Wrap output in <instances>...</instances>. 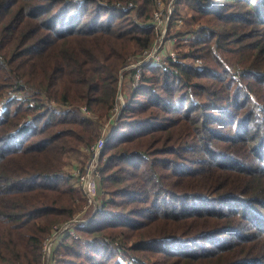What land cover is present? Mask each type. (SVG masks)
<instances>
[{"label": "trees", "instance_id": "trees-1", "mask_svg": "<svg viewBox=\"0 0 264 264\" xmlns=\"http://www.w3.org/2000/svg\"><path fill=\"white\" fill-rule=\"evenodd\" d=\"M183 1L168 29L181 54L123 84L116 119L121 70L157 37L155 0H0V264L45 263L52 224L76 209L67 159L107 119L101 170L120 166L105 177L127 183L58 264H157L135 253L147 249L180 264H264V0H186L193 13L173 30ZM163 169L183 188L156 185ZM163 217L188 228L147 231Z\"/></svg>", "mask_w": 264, "mask_h": 264}, {"label": "rangeland", "instance_id": "rangeland-1", "mask_svg": "<svg viewBox=\"0 0 264 264\" xmlns=\"http://www.w3.org/2000/svg\"><path fill=\"white\" fill-rule=\"evenodd\" d=\"M168 3H169V0H162V3H159V4L155 1V4L152 8V15H151L149 20H153L156 13H158L160 11H164L167 8ZM209 4H210V8H211L214 5V1L210 0ZM178 8H179L178 11L180 14L179 16H181V18L184 20V23H185L186 20L190 19L193 11L190 9V6L188 5L186 0H184L182 3H180ZM185 24H183V27H186ZM183 27H181V28H183ZM155 29H156V32L159 33V30L156 28V26H155ZM174 29L178 30V29H180V27L174 25L173 30ZM156 35H157V33H156ZM167 36H170V35L167 33ZM192 36L194 37L193 34H192ZM187 47H188V45H186V44L182 45L180 50L185 51L187 49ZM143 50L129 55L127 62H130V61L135 62L137 60L138 55L140 58V54ZM178 51H179V49H178ZM179 54H181L180 51H179ZM129 67H126V65H124V67L121 70V71H124V73L120 76V85L118 88V93H119V91L122 92V96L118 94L119 104L121 103V100H123L124 102L126 100V96L124 93L125 87H123V84H126V83L131 84V81H132L133 82L132 86L134 87V86L138 85V83L140 81V79H139V81L136 82L135 79L132 78V76L130 74L131 69ZM120 96H121V98H119ZM82 107H85V106H82ZM85 114L91 116L93 119H96V116L92 115L90 113V110H88L87 108H86ZM116 119H118V118H116ZM107 121H108V119L106 121L102 122V128L100 131V136L107 131H111V130L115 129L114 123H113V125L104 126V123ZM179 128H181V126ZM179 128H178V130H179ZM90 158H91V156L89 155V151L85 147H82L80 152H76V153L71 154L69 159H67V165L64 168L70 174L71 179L69 182H72V184L75 185V187H74L75 191H71L70 193L73 195V199H72V202L74 203L73 207H75L76 209L73 212V215L69 219H66V218H65L66 220L61 219V221H56L52 224L51 230L47 236L55 237V238H57V240L55 241V243L53 245V249L51 251H48L47 254H45V263L44 264H48V258L50 257L49 253H51V252H52L51 256L52 257L55 256V264H58V259L60 258V256H63V250H64L63 243L65 241L73 242L77 238H79L80 234L82 235V238L91 237L90 234L86 233L85 231H82L80 228L85 227L89 223L93 214L96 211L100 210L102 207H104L102 201H104V200L106 201V199H109L112 196V192H111L112 188H114L120 184L125 185L127 183V182H125L127 180L125 178V179H122L117 184H111L112 180H109L107 177H105V175L108 172L117 171L120 166H111L108 168V170H106L107 173L102 172L101 168H102V165H103V162L105 159V154L104 153L100 154L99 159H98V163L96 164L98 173L96 172L94 174L95 181L98 185V201L96 202V205H94V203H90L89 198H88V196L84 190V187L82 186V183L79 179V175L77 173L78 171L84 172V170L86 169V166H87V162L90 160ZM136 178H137V180H136L137 182H139V181L143 182V181L147 180L145 174H141V173ZM174 178H175V176H171V174L167 173L166 169L159 170L158 175L156 176V179H157L156 185H158V186L163 185V186H167V187H171L174 185L175 187L182 189L183 187H179L178 185H176L173 182ZM122 181H124V182H122ZM186 182H189V180H185V179L182 180L183 184H185ZM150 184H152V183H148V185H150ZM149 196L152 197L153 194L151 193ZM131 205H132L131 203H126V204L125 203H118L117 206H110V207L114 210H128V209H130ZM169 220H171V219L164 218V217L154 219L151 222L152 226L147 228V231L155 230V235L161 234V233H168V232H179V233L183 232V233H185V231L188 228L187 223L177 224L173 228L169 225V223H168ZM70 223L73 225L71 227V230L67 231L66 232L67 234L63 235L61 237V234L63 233L62 231L65 229V226L67 224H70ZM209 223H211V221H209ZM162 227H166L167 230H163ZM108 231L113 232L114 234H122V232H128V231H122L118 228H110V229H108ZM50 233H51V235H50ZM134 235H136V234H134ZM50 237L48 238L47 242L52 241V239ZM260 240H264V239H260ZM45 241H46V239H45ZM135 253L138 255L142 253V255L145 259H147L148 261H156L157 264H180L181 263L180 261L174 260L170 257H168V258L162 257L163 255L161 252H159L157 250H153V249H147L144 251L140 250V251H137Z\"/></svg>", "mask_w": 264, "mask_h": 264}, {"label": "built area", "instance_id": "built-area-1", "mask_svg": "<svg viewBox=\"0 0 264 264\" xmlns=\"http://www.w3.org/2000/svg\"><path fill=\"white\" fill-rule=\"evenodd\" d=\"M158 4L162 3V0H155ZM175 1L176 0H169L168 6L164 11H160L156 13L154 16V19L151 20L154 26L159 30V33L157 32V37L153 44L149 47H146L137 57V60L135 62H127L126 67H129L131 70H135V72L132 75V78L135 79L136 82L139 81L141 78V72L142 68L145 65H160L164 66L171 60H177L179 57V51L176 45L177 39L179 38L178 35L173 34L170 36H167L168 28H169V21L171 18V15L173 11L175 10ZM206 8H210V4L206 5ZM184 24V20L182 18L177 19L176 26L181 27ZM132 65V66H131ZM124 73V71H121L120 76ZM119 95L122 96V92L119 91ZM117 94V98H118ZM121 96L119 98H121ZM125 105V102L121 100V103L118 102L113 107L112 117L117 118L119 114L121 113V110L123 106ZM82 110L86 112V108L82 107ZM114 130L105 132L96 143H94L91 148L89 149V155L91 156L90 160L87 162L86 169L84 172L78 171L79 179L82 183V186L84 187V190L89 198L90 203H94L96 205V202L98 201V185L95 181L94 174L97 172V166L99 155L101 154L103 148L105 147L107 141L111 138ZM98 173V172H97ZM100 207V206H99ZM97 209V208H96ZM73 225L67 224L65 226V229L62 231L61 237L63 235H66L67 231L71 230V227ZM52 233V232H51ZM50 233V235H51ZM65 233V234H64ZM50 236H47L45 239L46 241L43 242V252L44 256L48 253V251H51L53 249V245L57 238L50 237L52 241L47 242L48 238ZM52 252L49 253L50 257L48 258V264H55V256H51Z\"/></svg>", "mask_w": 264, "mask_h": 264}]
</instances>
